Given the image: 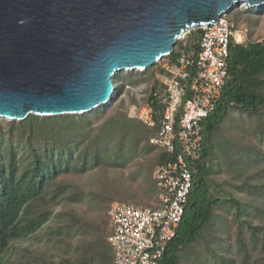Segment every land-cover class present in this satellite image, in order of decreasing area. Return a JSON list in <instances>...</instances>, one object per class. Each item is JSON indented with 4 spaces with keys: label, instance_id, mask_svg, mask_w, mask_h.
Returning a JSON list of instances; mask_svg holds the SVG:
<instances>
[{
    "label": "trees",
    "instance_id": "1",
    "mask_svg": "<svg viewBox=\"0 0 264 264\" xmlns=\"http://www.w3.org/2000/svg\"><path fill=\"white\" fill-rule=\"evenodd\" d=\"M190 34L194 36L189 44L179 40L176 48L194 61L202 29ZM228 64L222 97L203 123L204 151L195 167L183 220L161 264H264V166L257 168L264 162V152L239 141L222 142L220 131L239 112L258 120L254 132L263 140L264 39L246 44L233 40ZM154 77L128 78L120 86L115 77V83L122 92L127 83L137 86ZM154 83L145 101L154 108L160 126L163 106L155 95L158 82ZM136 103L132 98L130 105ZM130 105L111 116L101 107L79 116L30 115L6 126L0 122V264H116L108 243L110 222L100 218L86 222L71 206L91 198L95 210L108 215L114 201L136 200L137 194L111 175L126 169L143 144L149 152L157 148L150 138L159 128L130 118ZM170 158L160 151L146 167L143 192L149 200L158 196L152 181L155 163ZM251 168L255 170L250 173ZM225 170L227 180L213 181ZM90 174L105 179L100 188L77 182ZM214 183L219 195L212 191ZM39 236L46 237L51 247L22 254L20 244Z\"/></svg>",
    "mask_w": 264,
    "mask_h": 264
},
{
    "label": "water",
    "instance_id": "2",
    "mask_svg": "<svg viewBox=\"0 0 264 264\" xmlns=\"http://www.w3.org/2000/svg\"><path fill=\"white\" fill-rule=\"evenodd\" d=\"M264 0H0V120L108 106L121 72H145L191 31Z\"/></svg>",
    "mask_w": 264,
    "mask_h": 264
},
{
    "label": "built area",
    "instance_id": "3",
    "mask_svg": "<svg viewBox=\"0 0 264 264\" xmlns=\"http://www.w3.org/2000/svg\"><path fill=\"white\" fill-rule=\"evenodd\" d=\"M227 16L202 29L196 60L183 49L161 60L156 96L163 106L160 126L154 108L141 92L138 103L127 109L132 119L159 128L150 143L171 158L158 164L154 181L158 207L115 204L110 212L108 237L116 264H161L183 220L193 186L197 162L204 151V121L215 111L229 77L231 42L244 38ZM179 53V54H177ZM126 91L135 90L127 84ZM118 94V89L115 95Z\"/></svg>",
    "mask_w": 264,
    "mask_h": 264
},
{
    "label": "rangeland",
    "instance_id": "4",
    "mask_svg": "<svg viewBox=\"0 0 264 264\" xmlns=\"http://www.w3.org/2000/svg\"><path fill=\"white\" fill-rule=\"evenodd\" d=\"M237 16V19H235ZM227 19L234 22L236 24L237 30H247V32L244 33V38L242 39V44H246L247 42H255V41H261L264 39V7L260 9H250L245 6H238L235 7L231 12L228 13ZM193 34L188 33L184 38L180 40L181 44L188 45ZM237 43V42H236ZM239 44V43H237ZM161 65L157 64L149 68L147 71H145V75L142 76L143 72L139 71H133V72H121L119 73L116 78L118 81V86L122 84V81H125V79H134V80H141L142 77L146 78L151 76L152 74L155 75L154 79H150L145 82H141L140 85L135 86V90L133 91H126L124 90L118 91V94L115 95L111 101V103L106 106L107 108V115L111 116L114 113L117 112L120 108H127V106L130 104L132 98H138L141 92H148V90L151 88L152 85H154V82H158V76L159 72H161ZM117 86V88H118ZM5 126L8 124L7 120H0ZM258 126V120L255 117H249L246 114H240L239 112H234V114L225 121L221 128V133L225 137L223 141L228 140V143L233 142V145L237 144L235 141L242 142V146H252L255 145L262 149L264 152V136L263 140L261 141V136L257 132H254L255 128ZM261 138V139H260ZM217 141L219 142L220 139L217 138ZM145 144L142 145V147L135 153L134 159L128 164L127 168L124 170H119L112 173V177H117L122 181L121 183L127 184L132 191H134L137 194V197L135 201L132 203H122L120 201H114L111 204L110 210L108 212V215H106L104 212H97L95 210V207L91 205L93 203V200L91 198H88L87 201L83 204L78 205H72L71 207L78 213L79 216L83 217L86 222H90L92 220H98L99 218L105 221V223L110 222L111 231H112V218H111V210L112 207L115 204H126V205H135V206H141V207H156L159 204L158 196L154 197L152 200H149L143 192V188H145V178L148 176V169L146 167L154 162L158 154H160V151L158 148H154L152 152H149L144 147ZM225 145V144H224ZM240 145V146H241ZM223 147V145L221 144ZM234 150L236 147L233 148ZM232 149V150H233ZM220 151V147L219 150ZM219 155H223V153L219 152ZM254 157L253 155H250ZM217 161V160H216ZM159 162L157 161L154 166L153 175H152V181H154V172L156 170V167L158 166ZM264 162L259 164V167H263ZM239 169V166H236V170ZM255 168L249 169L248 172H253ZM228 171L225 170V173L221 175H215L213 178V181L216 182H222L224 180H227L229 178V174H227ZM230 173V172H229ZM231 174V173H230ZM240 174V173H239ZM239 174H235L236 176H239ZM232 175V174H231ZM212 178V179H213ZM102 178L98 176L97 174H90L84 178L77 179V182L79 184H83L86 186H92L94 188H100L101 183H103ZM89 187V189H90ZM217 186L216 184H212V191L219 195V192H217ZM145 204V205H143ZM21 247H18V249L22 252V254L25 253L26 250L28 251H47L51 245L47 242L46 237L39 236L35 240H30L27 242H22ZM24 251V252H23ZM26 255V253H25Z\"/></svg>",
    "mask_w": 264,
    "mask_h": 264
},
{
    "label": "bare ground",
    "instance_id": "5",
    "mask_svg": "<svg viewBox=\"0 0 264 264\" xmlns=\"http://www.w3.org/2000/svg\"><path fill=\"white\" fill-rule=\"evenodd\" d=\"M242 5L246 7V4L245 3H242ZM241 41H242L241 36L238 35V42H241Z\"/></svg>",
    "mask_w": 264,
    "mask_h": 264
},
{
    "label": "crops",
    "instance_id": "6",
    "mask_svg": "<svg viewBox=\"0 0 264 264\" xmlns=\"http://www.w3.org/2000/svg\"><path fill=\"white\" fill-rule=\"evenodd\" d=\"M235 19H237V16H236V18ZM238 20V19H237ZM127 84H130V83H127ZM140 85V84H139ZM130 105V104H129ZM132 105V104H131ZM158 195H159V192H158ZM158 201H159V197H158ZM112 232V231H111Z\"/></svg>",
    "mask_w": 264,
    "mask_h": 264
}]
</instances>
